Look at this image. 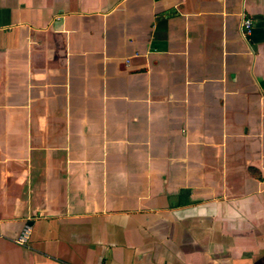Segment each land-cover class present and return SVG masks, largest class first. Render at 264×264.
<instances>
[{"label": "crops", "instance_id": "1", "mask_svg": "<svg viewBox=\"0 0 264 264\" xmlns=\"http://www.w3.org/2000/svg\"><path fill=\"white\" fill-rule=\"evenodd\" d=\"M0 264H264V0H0Z\"/></svg>", "mask_w": 264, "mask_h": 264}, {"label": "built area", "instance_id": "2", "mask_svg": "<svg viewBox=\"0 0 264 264\" xmlns=\"http://www.w3.org/2000/svg\"><path fill=\"white\" fill-rule=\"evenodd\" d=\"M242 28L244 30V34L248 35L252 28V22L250 19H244L242 22ZM27 240L26 234H23L17 239V243L19 244H25Z\"/></svg>", "mask_w": 264, "mask_h": 264}]
</instances>
